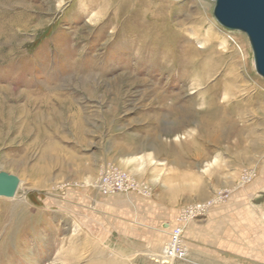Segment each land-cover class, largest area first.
Wrapping results in <instances>:
<instances>
[{"label": "rangeland", "instance_id": "374dc122", "mask_svg": "<svg viewBox=\"0 0 264 264\" xmlns=\"http://www.w3.org/2000/svg\"><path fill=\"white\" fill-rule=\"evenodd\" d=\"M146 1L166 27L157 58L141 63L129 55V14L102 31L107 15L92 20L81 5L69 20L71 0H0V171L19 179L13 197L0 196V264H157L179 212L195 203L209 204L184 221L186 255L170 264H264V181L254 180L264 78L248 37L218 23L214 0ZM189 43L208 78L179 76ZM212 97L233 124L218 145L200 136ZM238 135L244 161L227 150ZM106 163L146 190L101 194Z\"/></svg>", "mask_w": 264, "mask_h": 264}, {"label": "bare ground", "instance_id": "6f19581e", "mask_svg": "<svg viewBox=\"0 0 264 264\" xmlns=\"http://www.w3.org/2000/svg\"><path fill=\"white\" fill-rule=\"evenodd\" d=\"M4 3L8 4L9 0H4ZM80 5H81V7H82L81 9H82V11H84V13L94 11V13H93L94 16L91 17L92 20H97L98 18H101L103 15H107L106 16L107 18L104 20V22H101L99 24L100 30H102L104 28L106 29V27L109 25L111 26L113 21L120 14H122V13L129 14L130 18H131L130 21L133 24L131 27V31H130L133 38H131V41H130V49L128 48V50L129 51L132 50L133 53L130 51L129 55L130 56L132 55L135 60L140 61L141 63L142 62H149L151 60L149 57H156V55H158V48L160 47L161 43H163V37H162L161 33H163L162 30L166 26L165 27L163 26V25H165L164 23H163V25L160 24V21L163 19V16H162V14L160 15L158 12H156L157 6H154V8L149 7L146 0H71V3H69L67 6H64V8H62V10L70 13V19L69 20L72 21V20H74V18H76L74 16V12L81 11ZM128 19H126V20H128ZM122 24H123V21H122ZM146 25H153L155 28H153V27L147 28ZM113 29H114V27H113ZM127 30L129 31L128 26H127ZM128 35H127V38H128ZM169 41H171V40L169 39ZM125 42H126V40H125ZM125 42H124V39L122 37V40H120L119 43L124 44ZM127 42H128V39H127ZM127 42H126V45H127ZM124 46H125V44H124ZM169 46H170V43H169ZM107 50H109V49H107ZM174 50H175V48H174ZM126 52H127V50H126ZM199 53L200 52L198 50L194 49L190 43L187 45V48L182 52L181 58H184V59H181V61H179V64H178L179 67H181V70L179 72V76L181 77V79H183L184 77H186L187 79L188 78H191V79L194 78L195 79L194 76H196V79H197L200 76V74H201V78H206L208 75H210L208 72V65L205 62L197 63L193 60V57H195ZM164 69H165L164 66H160L161 71H163ZM165 72L167 73L168 70H166ZM223 84H224V82H223ZM231 87H232V83L227 82L225 85V88H224V89H226V90H224L226 92V93H224V95L230 94L231 89L227 90V88H231ZM220 91L216 92V94H214V96H217V94H219ZM211 92H213V91H211ZM219 95H221V94H219ZM214 100H216V99H214V97H212V98H210V99L208 98L202 102V105H207L209 109H208V112L206 110L205 113L202 114V117H204L207 120V122H206V125L204 126L205 131L203 133H201L200 136L202 139H205V140L210 139L211 142L215 143V145L216 144L218 145L219 143H221L222 140H226V139L230 138V135L233 132L231 125H233V124H231L232 120H231L230 115L228 114L229 108L226 105V102L220 103L219 105L218 104L215 105L216 103ZM192 106L193 105H192V100H191V101H189L188 105L185 106L186 107L185 109L188 110ZM237 131L239 132V130H237ZM239 134H240V132H239ZM237 138L238 139L235 143L236 145L235 144L233 145L235 150L234 149L231 150V148H233V146L228 147L227 150L230 152L231 156L234 159H239V160L244 161L245 159H248V156L246 157L247 151H246L245 147L242 145L244 143V138L242 137V135H238ZM215 161H214V163L212 162L211 164H209V167H212L213 170H215L214 172L219 170V165ZM237 164H238V160L237 161L235 160L232 165H237ZM232 165H230V166L227 165V166L230 169V168H232L231 167ZM254 172L257 173L256 178L254 180H256L257 182L264 181V163L259 165L257 170H255ZM234 177L228 176L227 177L228 179H226V183L228 185L233 183ZM182 237H183V232H182ZM182 240H183V238H182Z\"/></svg>", "mask_w": 264, "mask_h": 264}, {"label": "water", "instance_id": "95a60500", "mask_svg": "<svg viewBox=\"0 0 264 264\" xmlns=\"http://www.w3.org/2000/svg\"><path fill=\"white\" fill-rule=\"evenodd\" d=\"M213 15L220 25L248 37L256 72L264 78V0H214ZM16 175L0 171V196L13 197Z\"/></svg>", "mask_w": 264, "mask_h": 264}, {"label": "built area", "instance_id": "2783aa9c", "mask_svg": "<svg viewBox=\"0 0 264 264\" xmlns=\"http://www.w3.org/2000/svg\"><path fill=\"white\" fill-rule=\"evenodd\" d=\"M97 190L105 195H115L127 193L133 190L145 191L146 188L135 181L124 169L113 163H106L101 169V173L96 183ZM209 203H195L182 209L177 216V223L169 231L167 242L160 255L162 257L153 258L157 264H170L171 262L183 259L186 250L182 240L184 221L202 214Z\"/></svg>", "mask_w": 264, "mask_h": 264}, {"label": "crops", "instance_id": "0c3cea01", "mask_svg": "<svg viewBox=\"0 0 264 264\" xmlns=\"http://www.w3.org/2000/svg\"><path fill=\"white\" fill-rule=\"evenodd\" d=\"M131 204H132L131 207H132L133 209H134L136 206L138 207V205H139V204H137L136 202H135V203H131ZM137 207H136V208H137ZM136 208H135V209H136ZM133 217H135V213H134V216H133ZM141 220H142V219H141ZM133 234H134V236H135V235H136V236H139V237L142 236L141 234H139L138 231H137V232L135 231ZM121 235H122V234H121ZM144 235H147V234H144ZM144 235H143V236H144ZM152 235H153V234H152ZM184 235H185V233H183V236H184ZM122 236H123V235H122ZM152 237H153V236H152ZM134 239H135V238H134ZM140 244H141V243H140ZM151 244H152V239H151ZM138 245H139V243H138Z\"/></svg>", "mask_w": 264, "mask_h": 264}]
</instances>
